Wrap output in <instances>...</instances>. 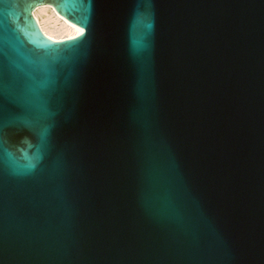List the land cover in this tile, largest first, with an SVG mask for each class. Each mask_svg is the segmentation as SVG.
<instances>
[{
    "label": "water",
    "instance_id": "water-1",
    "mask_svg": "<svg viewBox=\"0 0 264 264\" xmlns=\"http://www.w3.org/2000/svg\"><path fill=\"white\" fill-rule=\"evenodd\" d=\"M0 264H264V0H0Z\"/></svg>",
    "mask_w": 264,
    "mask_h": 264
},
{
    "label": "bare ground",
    "instance_id": "bare-ground-1",
    "mask_svg": "<svg viewBox=\"0 0 264 264\" xmlns=\"http://www.w3.org/2000/svg\"><path fill=\"white\" fill-rule=\"evenodd\" d=\"M34 15L43 32L52 40L61 41L74 38L73 27L49 6L39 7Z\"/></svg>",
    "mask_w": 264,
    "mask_h": 264
}]
</instances>
